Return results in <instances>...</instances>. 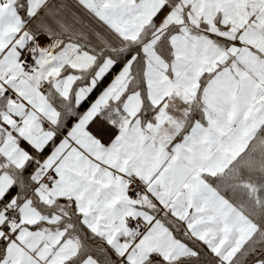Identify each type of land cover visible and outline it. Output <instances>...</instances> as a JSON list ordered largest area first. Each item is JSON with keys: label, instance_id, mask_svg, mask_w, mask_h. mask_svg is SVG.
<instances>
[{"label": "snow or ice", "instance_id": "snow-or-ice-1", "mask_svg": "<svg viewBox=\"0 0 264 264\" xmlns=\"http://www.w3.org/2000/svg\"><path fill=\"white\" fill-rule=\"evenodd\" d=\"M0 264H264V0H0Z\"/></svg>", "mask_w": 264, "mask_h": 264}]
</instances>
